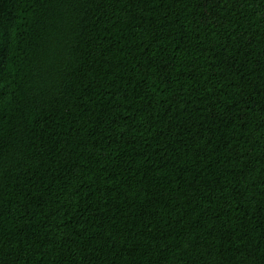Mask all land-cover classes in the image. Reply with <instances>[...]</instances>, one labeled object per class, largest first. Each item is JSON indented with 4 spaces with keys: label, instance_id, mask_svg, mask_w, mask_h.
<instances>
[{
    "label": "trees",
    "instance_id": "trees-1",
    "mask_svg": "<svg viewBox=\"0 0 264 264\" xmlns=\"http://www.w3.org/2000/svg\"><path fill=\"white\" fill-rule=\"evenodd\" d=\"M0 264H264V0H0Z\"/></svg>",
    "mask_w": 264,
    "mask_h": 264
}]
</instances>
